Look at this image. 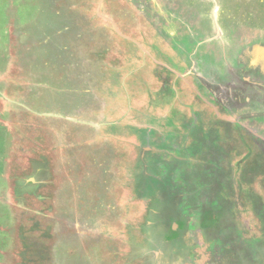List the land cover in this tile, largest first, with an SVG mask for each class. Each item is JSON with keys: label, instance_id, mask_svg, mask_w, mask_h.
Returning a JSON list of instances; mask_svg holds the SVG:
<instances>
[{"label": "rangeland", "instance_id": "rangeland-1", "mask_svg": "<svg viewBox=\"0 0 264 264\" xmlns=\"http://www.w3.org/2000/svg\"><path fill=\"white\" fill-rule=\"evenodd\" d=\"M262 154L264 0H0V264H264Z\"/></svg>", "mask_w": 264, "mask_h": 264}, {"label": "flooded vegetation", "instance_id": "flooded-vegetation-1", "mask_svg": "<svg viewBox=\"0 0 264 264\" xmlns=\"http://www.w3.org/2000/svg\"><path fill=\"white\" fill-rule=\"evenodd\" d=\"M168 133V134H167ZM166 133V135H165V138L166 139H171V138H173L172 136H170L169 134L171 133V132H167ZM156 133L154 134V135H151L152 137H151V139H155V140H159L157 137H156ZM189 135H191V134H189ZM201 136H203V135H201ZM164 138V139H165ZM190 139H191V137H189V141H190ZM149 141V140H148ZM170 141V140H169ZM162 142V141H161ZM168 147V146H167ZM168 148H170V147H168ZM172 148V147H171ZM167 149V148H166ZM145 152V153H144ZM142 154H141V161L143 162V168L145 169L146 167H147V164H146V162H144V161H148L149 162V164H151V166H153V165H155V164H158L159 163V153H156V152H153V151H144ZM176 158V157H175ZM262 159H264V154H262V157L260 158V160H262ZM179 160H176V161H173V162H175V164L173 165V166H176L177 165V163L176 162H178ZM180 161H183V160H180ZM180 161H179V163H180ZM188 161V158H184V164L186 163ZM254 162H256V164H259V162H257L256 160H254ZM159 166V165H158ZM261 167V166H260ZM259 168V167H258ZM258 168H256L255 170H257ZM152 176V177H151ZM151 176H149L148 175V173H145L144 175H143V178H144V180L146 179V184H148V186H151V188H153L152 187V183H153V180H155L154 178H155V175H151ZM158 182H160V181H158ZM203 194H201V196H202ZM182 198V197H181ZM180 198V199H181ZM200 207H202V205H200ZM193 208H196V206L195 205H193ZM188 209H189V207H188ZM190 210V209H189ZM228 220V212H226V214L225 215H223V216H218L217 214H215L214 212H210V210H205L204 211V213L202 214V217L199 219V220H197V225L198 226H201L202 228H199L200 230V232H201V234L203 235V237L205 238V239H208L210 242H214V244L213 245H217V244H219L220 246V254L222 255V254H225L226 253V251H230V248H231V246L230 247H226V246H224L223 244H222V242H221V238L218 236V235H216V233L218 232V230L220 229V227L222 228V229H230V227H228L227 226V224H226V221ZM212 221H214V223H215V225L213 226V227H211V228H209L207 225H212L213 224V222ZM187 222H189V220L187 221ZM211 222V223H210ZM165 225V224H164ZM164 225H162V228H164ZM189 225V224H188ZM160 229H161V226H160ZM164 229H166V228H164ZM172 230V229H171ZM231 230V229H230ZM161 235L159 236V237H161V239L163 240V244H161V248H164L165 247V249L166 250H168L169 248H173V247H175V248H177V246H178V238L177 237H175V238H172L170 235H169V233L168 232H166V230H163V229H161ZM231 237V236H230ZM157 238V235L154 237L153 236V238H150V240H154V239H156ZM149 240V241H150ZM216 241V242H215ZM153 241H151V243H152ZM150 243V244H151ZM216 243V244H215ZM165 245V246H164ZM162 246H164V247H162ZM178 250V249H177ZM219 254V255H220ZM186 255V254H185ZM226 255V254H225ZM218 259H222V260H224L225 259V257L224 256H220ZM227 263V262H226Z\"/></svg>", "mask_w": 264, "mask_h": 264}, {"label": "crops", "instance_id": "crops-1", "mask_svg": "<svg viewBox=\"0 0 264 264\" xmlns=\"http://www.w3.org/2000/svg\"><path fill=\"white\" fill-rule=\"evenodd\" d=\"M184 48L185 49H187L185 52H186V54H187V56L185 57L187 60H189V61H185L186 63H181V65H184V67L186 68V71L185 72H181V71H179V69L178 68H180V67H176V66H170V65H167V64H164V63H160V65L163 67H165V69L167 68V67H169V69L171 70V74L172 75H174V78H176V80L175 81H177V80H179L180 82H182V84H183V82H187V84L191 81V80H193L195 77H197V75H200V73H199V69L197 68V65H198V63L200 62V61H197V64H194V66H188V62H192V57L190 58V53L191 54H193V52L191 51V50H189V46L188 45H185L184 44ZM183 54V53H182ZM195 54V53H194ZM184 55V54H183ZM199 58H201L200 56L197 58V60L199 59ZM162 62H165V60H163ZM158 63V62H157ZM166 63V62H165ZM178 71H177V70ZM188 69V70H187ZM193 70L196 72L195 73V75H194V73H193ZM191 77V78H190ZM187 78H188V80H187ZM175 84H177L176 82H175ZM178 85V90L180 91V90H182V87L179 85V84H177ZM173 87V86H172ZM181 87V88H180ZM174 88V87H173ZM176 88V87H175ZM174 88V89H175ZM179 91H177V93H179Z\"/></svg>", "mask_w": 264, "mask_h": 264}, {"label": "trees", "instance_id": "trees-1", "mask_svg": "<svg viewBox=\"0 0 264 264\" xmlns=\"http://www.w3.org/2000/svg\"><path fill=\"white\" fill-rule=\"evenodd\" d=\"M260 168V167H259Z\"/></svg>", "mask_w": 264, "mask_h": 264}]
</instances>
